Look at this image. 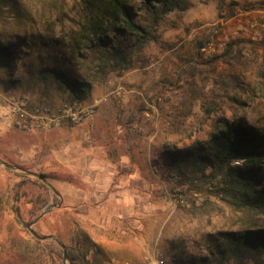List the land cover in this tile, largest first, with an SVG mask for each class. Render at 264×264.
I'll return each mask as SVG.
<instances>
[{
	"label": "rangeland",
	"instance_id": "rangeland-1",
	"mask_svg": "<svg viewBox=\"0 0 264 264\" xmlns=\"http://www.w3.org/2000/svg\"><path fill=\"white\" fill-rule=\"evenodd\" d=\"M100 1L0 0V43L15 51L11 75L0 70V106L6 99L23 96L29 97L32 106L80 105L95 92L101 96L90 100L99 102L95 112L100 107L114 109L111 125L132 126L141 138L149 137L138 154L141 158L149 144L150 165L140 166L139 171L136 166L117 167L122 173L136 170L142 175L149 168L154 174L150 198L131 199L134 206L154 208L149 217L156 228L155 242L148 252L141 251L140 264H157L160 259L164 264H264V255L223 257L217 248H228L223 233L264 230V215L239 209L221 194L224 170L215 174L208 169L205 174L212 176L206 181L193 167H173L165 152L206 142L221 119L264 131V40L255 37L258 25L264 23V0H186L185 10L167 15L152 28L147 44L129 42L126 67H99L97 55L84 46L88 58H76L72 66L94 88L77 101L60 84L37 77L39 59L48 61L43 43L49 39L58 43L49 47L51 55H70L69 47L80 40ZM125 2L138 11L140 0ZM136 13L137 21L149 25L144 12ZM41 130L0 120V160L15 168L0 164V264H65L64 250L56 241L36 243L28 230L48 209L33 229L66 247L67 264H105V247L93 242L86 231L90 223L85 206L95 205L83 197L81 175L87 168L58 159L56 155L65 154L66 149L58 150L52 136ZM243 162L237 159L232 165ZM33 173L45 175L59 197L47 185L49 191L41 188ZM68 186L75 197L62 196ZM181 199L186 205L179 204ZM17 206L23 224L15 217Z\"/></svg>",
	"mask_w": 264,
	"mask_h": 264
},
{
	"label": "trees",
	"instance_id": "trees-1",
	"mask_svg": "<svg viewBox=\"0 0 264 264\" xmlns=\"http://www.w3.org/2000/svg\"><path fill=\"white\" fill-rule=\"evenodd\" d=\"M186 0H140L136 12H144L143 18L149 25L137 21L138 13L125 0H101L97 5V13L90 19L79 41L70 48V55L60 56L49 53L50 46H57L55 40L49 39L43 43L48 51L45 57L39 59L37 77L42 81L50 80L60 84L70 92L77 101H82L93 91L89 79L76 73L73 69L76 58H86L85 46L97 55V62L113 66L126 67L128 62L127 49L129 42L144 46L152 40V28L169 14L183 11ZM96 5H93L95 7ZM142 16V15H140ZM148 18V19H147ZM88 58V57H87ZM15 51L11 46L0 43V70L7 76L13 72ZM264 78V74H261ZM220 126L206 142H198L190 148L182 150H167L173 167H193L202 173V179L208 180L212 173L222 172L221 194L229 196L230 202L239 209L258 211L264 215V131H256L244 126L241 122L221 119ZM237 159H244L242 165H232ZM211 169V175L205 172ZM46 177V176H45ZM47 178V177H46ZM36 182L49 191V188L39 180ZM15 217L23 224L22 210L15 208ZM222 236L227 240V249L217 246L220 256H235L245 259L248 254L264 255V230H246L240 233L226 232ZM42 244L43 242L36 241ZM206 259L201 262L205 263ZM243 262V260H241Z\"/></svg>",
	"mask_w": 264,
	"mask_h": 264
},
{
	"label": "crops",
	"instance_id": "crops-1",
	"mask_svg": "<svg viewBox=\"0 0 264 264\" xmlns=\"http://www.w3.org/2000/svg\"><path fill=\"white\" fill-rule=\"evenodd\" d=\"M98 97L101 96L93 92L80 105L90 107L93 105L90 100ZM107 98L105 97L106 101ZM59 103H55L54 107L62 106ZM112 110L107 111L100 107L90 119L79 125L54 127L51 133L50 129L43 128L41 131L45 136H52L54 143L57 142L55 145L58 150L66 149L65 154L56 155L58 159L64 157L87 168L81 175L86 189L83 197H87L86 200L93 201L95 205L85 206L90 223V228L86 231L93 242L105 247L106 253L102 261L105 264H140L141 251L148 252L155 242L156 228L150 222L152 217H149L154 213V208L150 204L134 206L135 202L131 199L150 198L155 188L150 182L152 175L154 176L151 169H145L142 175L137 173L140 166L150 165L153 153L147 144V151L144 152L143 149L140 158L138 153L141 145L149 137L141 138V133L137 134L132 126L121 129L111 125V120L115 119L114 114L117 113ZM132 113H128L130 118L133 117ZM119 166H136L137 171L122 173L117 169ZM71 188L68 186V193H62V196L75 197ZM126 199L129 202L123 204ZM139 214L142 215L140 219ZM97 231L99 238H96Z\"/></svg>",
	"mask_w": 264,
	"mask_h": 264
},
{
	"label": "built area",
	"instance_id": "built-area-1",
	"mask_svg": "<svg viewBox=\"0 0 264 264\" xmlns=\"http://www.w3.org/2000/svg\"><path fill=\"white\" fill-rule=\"evenodd\" d=\"M255 31L257 40H264V23ZM213 48V47H212ZM211 50L215 52V49ZM99 102H95L90 107L78 104H64L59 108L46 105L32 106L29 97H11L6 99L0 106V120L3 122L12 121L15 125L28 130L58 128L62 125L76 126L90 119ZM181 206L186 205V201H179ZM157 264H164L162 259Z\"/></svg>",
	"mask_w": 264,
	"mask_h": 264
},
{
	"label": "water",
	"instance_id": "water-1",
	"mask_svg": "<svg viewBox=\"0 0 264 264\" xmlns=\"http://www.w3.org/2000/svg\"><path fill=\"white\" fill-rule=\"evenodd\" d=\"M0 164L5 166L6 168L10 169V170H14L15 168L8 164V163H5L4 161L0 160ZM32 176H34L35 178H37L38 180H40L42 183H44L45 185H47L52 191H54V193L56 195H58V193L55 191L54 187L48 182V180L46 179V177L44 175H38V174H31ZM59 207V206H57ZM50 212V209L46 210L45 212L42 213V215L40 217H38L33 223H31L29 226H28V230L29 232L31 233V235L38 241H46V240H54L56 241V243L62 247V249L64 250V262L65 264H67V261H68V255H67V250H66V247L56 238L54 237H51V236H43V235H40L38 234L34 229H33V226L38 222L40 221L43 217H45L48 213Z\"/></svg>",
	"mask_w": 264,
	"mask_h": 264
}]
</instances>
